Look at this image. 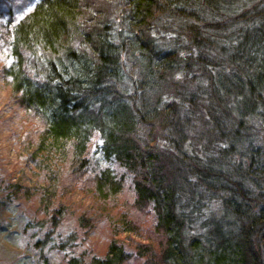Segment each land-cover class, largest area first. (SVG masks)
Instances as JSON below:
<instances>
[{
  "label": "trees",
  "instance_id": "obj_1",
  "mask_svg": "<svg viewBox=\"0 0 264 264\" xmlns=\"http://www.w3.org/2000/svg\"><path fill=\"white\" fill-rule=\"evenodd\" d=\"M16 5L0 0V73L43 121L23 140L52 225L86 181L108 217L113 164L135 192L115 232L153 215L142 264H264V0H38L19 19ZM129 256L113 240L86 264Z\"/></svg>",
  "mask_w": 264,
  "mask_h": 264
},
{
  "label": "rangeland",
  "instance_id": "obj_2",
  "mask_svg": "<svg viewBox=\"0 0 264 264\" xmlns=\"http://www.w3.org/2000/svg\"><path fill=\"white\" fill-rule=\"evenodd\" d=\"M37 1L16 0L15 18L19 19ZM0 60L10 62L7 49L0 52ZM8 85L0 73V264H86L91 256L103 257L113 240L130 254L123 264H142L145 259L138 255L136 244L147 241L145 235L152 231L153 215L145 210L137 216L138 235L115 232L114 224L119 220L117 208L133 209L135 199L130 176L121 166L110 165L117 171V177L123 176V186L116 199L106 205L108 217L87 189L94 184L86 181L85 190L67 192L68 210L61 217L57 215L58 222L52 225L40 196V189L47 182L45 172L37 163L26 160L25 152V141L34 138L31 128L36 125L40 128L43 121L16 103ZM3 172L6 179H2ZM17 180L21 190L10 197L12 200L4 199L7 183ZM84 208L92 228L82 227L78 222ZM98 212L103 218H99Z\"/></svg>",
  "mask_w": 264,
  "mask_h": 264
}]
</instances>
